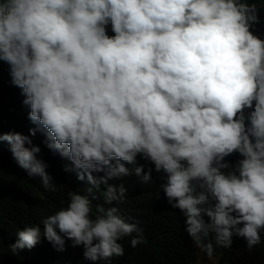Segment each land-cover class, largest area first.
Returning <instances> with one entry per match:
<instances>
[{"label":"clouds","instance_id":"1","mask_svg":"<svg viewBox=\"0 0 264 264\" xmlns=\"http://www.w3.org/2000/svg\"><path fill=\"white\" fill-rule=\"evenodd\" d=\"M262 9L264 0H0V61L29 109L0 139L47 192L9 250L43 237L81 264H133L148 216L136 197L147 212L176 211L199 258L218 260L213 246L241 238L249 250L263 243ZM37 133L73 181L64 202Z\"/></svg>","mask_w":264,"mask_h":264},{"label":"trees","instance_id":"2","mask_svg":"<svg viewBox=\"0 0 264 264\" xmlns=\"http://www.w3.org/2000/svg\"><path fill=\"white\" fill-rule=\"evenodd\" d=\"M255 2L260 3L261 0ZM260 15L264 18V9ZM107 34L113 35L110 26ZM9 71L7 62L0 61V137L6 130L22 126L25 122L22 113L26 114L27 120L29 112L22 104L24 97L20 95L21 89L10 84ZM42 139L37 133L36 141H33L32 145L40 148L39 157L48 164L47 172L54 174L57 184L65 186L66 189L57 191L64 202L73 181L61 175L63 173L59 168L60 161L51 160L45 155L47 147ZM39 181L38 176L29 177L27 172L17 165L9 147L4 148L0 139V264H81L69 251L62 255L56 249L52 252V244L43 237L31 249H23L16 254L9 250L8 245L16 241L18 230L37 224L33 219L35 210L40 207V193H47L37 184ZM135 202L136 210L148 216L144 217L146 240L140 246V252L134 254L133 264H195L198 261V250L195 244L191 243L176 211L161 204L158 205L160 213L147 212L140 197H136ZM49 203L50 200L45 202ZM201 243L208 241L204 239ZM232 247L233 249L229 250L213 246L211 256L218 258L220 264H264L262 239L260 244L251 250L246 247L243 238L239 244L233 243ZM117 264L124 263L119 261Z\"/></svg>","mask_w":264,"mask_h":264},{"label":"rangeland","instance_id":"3","mask_svg":"<svg viewBox=\"0 0 264 264\" xmlns=\"http://www.w3.org/2000/svg\"><path fill=\"white\" fill-rule=\"evenodd\" d=\"M196 264H220L217 259H214L205 253H200V258Z\"/></svg>","mask_w":264,"mask_h":264},{"label":"bare ground","instance_id":"4","mask_svg":"<svg viewBox=\"0 0 264 264\" xmlns=\"http://www.w3.org/2000/svg\"><path fill=\"white\" fill-rule=\"evenodd\" d=\"M196 264V263H195Z\"/></svg>","mask_w":264,"mask_h":264}]
</instances>
